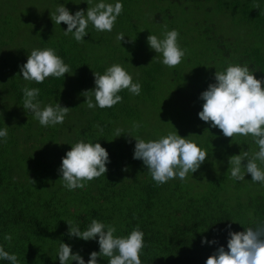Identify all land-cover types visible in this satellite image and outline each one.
Listing matches in <instances>:
<instances>
[{"label":"trees","instance_id":"obj_1","mask_svg":"<svg viewBox=\"0 0 264 264\" xmlns=\"http://www.w3.org/2000/svg\"><path fill=\"white\" fill-rule=\"evenodd\" d=\"M95 2L0 1V127L8 128L0 143V245L19 264H59L63 241L87 261L91 251H99L97 241L69 238L66 222L84 230L95 218L114 225L119 236L138 226L144 233L142 264H205L218 245L226 248L225 225L243 231L264 220V185L250 174L236 180L230 173L232 155L248 151L251 157L258 150L253 138L225 137L197 115L199 93L214 82L215 70L239 63L264 76V0H122L112 31L98 32L89 24L81 42L64 34V22L51 19L61 3L74 13ZM173 28L185 56L169 68L146 38ZM117 33L125 35L121 44ZM33 48L55 49L69 65L65 78L24 80L19 65ZM112 63L141 83V93L124 89L112 108L89 109L84 96L91 93L83 92L94 87L93 71L102 73ZM24 86L40 88L41 107L58 101L69 107L63 124L42 126L24 110ZM176 130L208 156L184 180L157 184L142 161L133 159V137L156 139ZM80 139L99 140L111 163L105 175L69 191L57 169L71 147L67 143ZM205 236L217 244H202ZM97 260L107 264L109 258Z\"/></svg>","mask_w":264,"mask_h":264},{"label":"clouds","instance_id":"obj_2","mask_svg":"<svg viewBox=\"0 0 264 264\" xmlns=\"http://www.w3.org/2000/svg\"><path fill=\"white\" fill-rule=\"evenodd\" d=\"M85 2L88 5L90 0ZM122 11V0H96L93 6L74 13L65 3H61L50 16L55 24L64 22L67 25L63 29L65 35L70 33L77 42H81L88 35L89 24L98 32H111ZM124 37L123 33L116 34L120 44ZM178 37V30L173 28L163 32L162 36L149 32L146 38L148 47L161 54V63L169 68L180 64L185 56V49L179 45ZM19 70L24 80L40 84L48 77L64 79L65 73H69V65L53 48H33L27 54L26 61L19 65ZM256 71H250L247 64L239 63H229L222 71L215 70L214 82L199 93L198 99L203 103L197 115L210 128L220 129L225 137L233 139L234 135H250L253 138L258 150L251 157L248 151L232 155L229 159L230 173L236 180H244L246 174H250L253 182L264 185V168L257 163H264V76L258 78ZM93 76L94 87L83 92L91 93L84 96L89 109L112 108L122 101L119 93L124 89L133 95L141 93V83L134 81L132 74L120 63H112L102 73L93 71ZM40 91L38 87L22 88L23 109L30 112L42 126L63 124L69 107L62 106L59 101L41 107ZM96 127L98 134L103 131L99 124ZM134 127L138 128L139 125ZM116 132L119 137L121 129ZM7 137L8 128L0 127V143L5 142ZM133 138V159L142 161L157 184L172 179L184 180L208 156L205 149L188 136L179 135L177 130L156 139ZM67 144L71 147L61 157L57 172L69 191L83 188L87 181L108 171L107 165L111 163L109 152L99 140L80 139ZM66 223L69 238L96 240L99 251H91L89 259L85 261L82 255L72 251L71 244L61 241L57 250L59 264H72L73 261L76 264H98L97 257L104 256L109 258L107 264H142L140 253L144 247V233L138 226L126 236H119L114 235V225L95 218L84 230L79 224ZM225 230L227 250L224 245H218L205 264H264V220L255 221L243 231H233L231 224L225 225ZM5 239L10 240L11 236L7 235ZM201 243L211 245L217 244V241L205 236L201 238ZM0 260L19 264L16 254L5 250L3 245H0Z\"/></svg>","mask_w":264,"mask_h":264},{"label":"rangeland","instance_id":"obj_3","mask_svg":"<svg viewBox=\"0 0 264 264\" xmlns=\"http://www.w3.org/2000/svg\"><path fill=\"white\" fill-rule=\"evenodd\" d=\"M0 1H2V0H0ZM38 2V0H35V3H37ZM38 6V5H37ZM39 7V6H38ZM40 8V7H39Z\"/></svg>","mask_w":264,"mask_h":264}]
</instances>
